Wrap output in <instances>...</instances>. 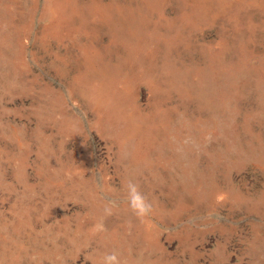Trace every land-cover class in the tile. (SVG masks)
Returning a JSON list of instances; mask_svg holds the SVG:
<instances>
[{
	"label": "rangeland",
	"instance_id": "obj_1",
	"mask_svg": "<svg viewBox=\"0 0 264 264\" xmlns=\"http://www.w3.org/2000/svg\"><path fill=\"white\" fill-rule=\"evenodd\" d=\"M0 264H264V0H0Z\"/></svg>",
	"mask_w": 264,
	"mask_h": 264
}]
</instances>
